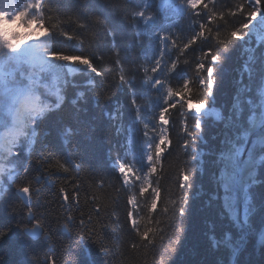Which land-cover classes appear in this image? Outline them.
<instances>
[{"label":"trees","instance_id":"trees-1","mask_svg":"<svg viewBox=\"0 0 264 264\" xmlns=\"http://www.w3.org/2000/svg\"><path fill=\"white\" fill-rule=\"evenodd\" d=\"M76 2L77 0H53L52 15L58 16L59 19L51 20L50 23L60 24L61 30L74 36L73 40L58 36L59 47L65 54H84L92 59L98 68L100 65L97 58L104 57L103 67L112 70L111 75L105 78V84L108 86L105 91L111 99L102 101L99 105L94 103L92 89L95 88V83L88 87L87 74L74 72L58 82L51 79L46 81L51 92L59 91L64 97L63 103L60 107L53 104L48 108L42 118V126L37 129L36 143L32 146L30 156L27 152L29 141L33 139L30 129L29 135L21 138L25 151L19 158V166L15 157L0 156V167L4 169L0 174V185L7 187L8 183L19 175L20 179L16 183L30 184L33 190H41L38 197L34 195L31 206L37 216L44 220V231L51 237V242L40 252V264H44L46 257L49 264L51 261H55V264H161V261L164 264H232L234 254H230L223 245L214 247L209 239L213 231L216 237H222L226 229L236 236L241 232L246 235L244 243L240 245L242 248L235 264H264V183L253 182L248 190L251 203L249 221L245 226L234 225L224 213L221 200L213 198L221 195L215 180L218 173L215 161L227 131V121H217L215 113L220 111L227 115L238 92L244 94L242 99L246 95L256 98L255 92L260 87L262 77L263 66L260 63L264 47L257 44L254 38L249 42H237L222 62L213 66V99L206 108V111L212 113L208 116H205V112L202 113L204 119L200 139L195 145L190 144L187 150L183 148L187 136L182 131V110L179 104L170 109V123L167 128L171 146L162 155L158 172L152 177L154 181H158V184L154 183L153 186L161 188V200L158 202L157 213H153L150 218L151 222L146 213H142L148 227L166 231L159 232L155 237L150 233L148 240H141L131 229L127 217L131 207L127 201L135 193L123 188L118 171L113 165L117 157H124L136 163L138 167L145 163V153L141 159H137L136 151L145 149L148 138L143 135V123H155L151 115L159 110L160 101L156 97L162 95V92L153 91L151 96L141 99L142 104L147 102L148 108L144 121L138 122L128 86H115L119 74V66L115 64V60L118 55L126 69L135 70L144 64L146 55L151 56V49L156 42L151 39L150 30L145 31L144 35H138L131 22L114 15L109 16L107 23L115 34V45L112 36L105 31L93 33L90 29L78 28L72 12ZM223 2L227 4L234 0ZM141 7L146 8L149 14L159 11L163 23L173 25L171 30L176 34L174 38L186 37L189 34L187 21L179 19L170 9L161 7L157 0H135V3L131 4L133 10H140ZM56 8L60 11H55ZM69 16L72 17L71 24L67 23ZM80 23L86 21L81 20ZM48 25L49 22H46L45 27ZM51 31L52 28H49V32ZM178 42L182 43V40ZM207 48L201 41L193 44L181 56L175 72L166 73L168 86L178 90L183 79H189L190 94L195 93L197 98H202V90L195 80V64ZM169 52L175 54L173 49H169ZM165 59L167 60V56ZM141 74L142 70L137 74L133 88H141ZM112 77H117L115 83ZM100 79L96 77L97 81ZM245 87L248 92H245ZM79 91L85 92L84 98L76 95ZM54 99L53 96L45 101V104H52ZM73 100L77 102L73 104ZM191 123L189 117V125ZM193 148L197 149L196 153L192 151ZM49 155L54 159L60 158L62 163L67 161L66 166L70 171L65 173L53 167V164L48 162ZM193 155L197 156L196 160L192 159ZM176 157L179 159H175ZM27 160L31 163L28 172L24 173L23 162ZM184 161H187L186 165ZM74 164L79 167H73ZM181 165L195 173L188 193V210L182 225L183 233L169 228L170 221L163 214L158 215L164 206H171L170 200L179 195L176 177ZM47 169H51L50 173H46L52 176L51 186L43 182L37 183L41 171ZM255 179L264 181V167L259 168ZM61 187L69 195L70 212L76 218V226H79L81 214L86 221L90 216L88 227L95 226L105 237V244L109 247L107 254L98 244L91 241L75 243V231L69 235L64 230L68 212L60 193ZM74 195L75 200L71 199ZM13 200L20 204L15 188L11 190L9 197L0 203V230L11 227L27 212V209L21 206L15 214H10V204ZM24 218L27 222V217ZM137 219L139 221V217ZM157 220L160 221L159 224L155 223ZM69 228H72L71 224ZM161 236L164 237L163 240L160 239ZM177 239L179 243H176ZM26 240L25 233L17 228H11L7 235L0 236V264H33V255L28 251ZM133 243L137 244L135 249L132 248Z\"/></svg>","mask_w":264,"mask_h":264},{"label":"snow or ice","instance_id":"snow-or-ice-1","mask_svg":"<svg viewBox=\"0 0 264 264\" xmlns=\"http://www.w3.org/2000/svg\"><path fill=\"white\" fill-rule=\"evenodd\" d=\"M132 3H135V0H77L72 12L78 28L90 29L93 33L105 31L112 36L114 45L115 34L107 23L110 15L131 22L138 35H144L145 31L150 30L151 39L156 42L151 49V56L146 55L144 64L135 70L126 69L117 55L115 64L119 66L118 83H115L117 77H112L116 87L128 86L138 122L144 121L148 108L147 102L142 104L141 99L151 96L153 91L162 92V95L156 97L160 101L159 110L151 115L155 123L151 125L143 123L145 130L143 135L148 138L143 157L145 163L138 167L136 163L124 157H117L113 165L118 171L123 188L135 193L127 201L131 206L127 212L131 229L141 240H148L150 233L155 237L159 232L166 231L148 227L142 213H146L151 222L150 218L153 213H157L158 202L161 200V188L153 186L154 183L158 184V181H154L152 177L158 172L162 155L171 146L167 128L170 123V109L176 108L179 104L182 110L180 113L182 131L187 136L183 148L187 150L190 144L195 145L200 139L204 119L202 113L206 112L213 99L215 84L213 66L222 62L237 42H249L253 36L258 42H264V0H234L227 4L223 0H162L161 7L170 9L179 19L187 21L189 34L178 38H174L176 34L171 30L173 25L163 23L159 11L149 14L143 7L140 10H133ZM52 4L53 0H0V127L6 129L3 136H0V156L15 157L18 166L21 153L25 151L21 138L27 137L30 129L33 137L27 149L30 156L32 146L36 143L37 129L42 126V118L48 108L53 104L60 107L64 101L59 91L53 93L48 89L46 81L51 79L58 82L74 72L87 74L88 87L95 83V88L92 89L94 103L99 105L102 101L111 99L105 91L108 87L105 78L111 75L112 70L103 67L104 57L97 58L100 65L98 68L88 56L65 54L59 47L58 36H65L68 40H73L74 36L69 35L68 31L61 30L60 24L50 23L51 20L59 19L58 16L52 15L54 11ZM55 11L59 12L60 9L56 8ZM81 20L86 23H80ZM46 22H49L48 27H45ZM17 23L30 30L23 34L19 31L9 32L7 25ZM67 23H73L71 16L67 18ZM49 28H52L51 32ZM178 40H182V43ZM197 41L208 46L207 51L201 53L195 64V80L202 90L200 93L202 98H197L195 93L190 94L189 79H183L182 86L174 90L168 86L166 77V73L175 72L181 56ZM169 49L175 50V54L170 53ZM141 70L142 74L139 77L141 88H133L135 78ZM96 77L101 79L97 81ZM248 91L245 87V92ZM76 95L84 98L85 92L79 91ZM242 95L244 94L238 92L234 96L233 105L230 106L227 115L220 111L215 113L217 121H227V131L215 161L218 168L215 180L222 195L213 198L221 200L224 213L237 226L246 225L249 221L251 197L248 190L251 184L264 183L255 179L259 168L264 167V95L259 99L251 95H246L242 99ZM53 96L55 99L52 100V104L46 105L45 101L52 99ZM76 102L72 101L73 104ZM192 151L196 153L197 149L193 148ZM175 159L178 160L179 157ZM192 159L196 160L197 156L193 155ZM48 162L65 173L70 171L66 166L67 161L62 163L60 158L54 159L49 155ZM30 163V160L23 162L24 173L28 172ZM184 164L186 165L187 161H184ZM73 167L78 168L79 165L74 164ZM3 171L4 169L0 167V174ZM50 172L51 169L41 171L37 183L43 182L51 186L52 176L46 174ZM194 176L195 173L183 165L179 167L176 177L179 195L169 201L170 207L164 206L158 213L170 221L169 228H175L180 233L184 231L182 225L188 210V193ZM19 179L20 176L17 175L7 187L0 185V203H3L15 188L20 204L13 200L10 204V214H15L21 206L26 208L27 212L23 213L11 227L0 230V236L7 235L11 228L22 230L27 237L28 251L33 255V264H40V252L51 242V237L44 231V220L37 216L31 206L34 195L38 197L41 190L40 188L33 190L30 184L16 183ZM60 193L68 212L64 230L69 235L75 231V243L91 241L98 244L107 254L109 247L105 244V237L95 226L88 227L91 217L89 216L86 221L81 214L77 227L76 218L70 212L69 195L63 187L60 188ZM71 199L75 200L76 196H72ZM155 223L159 224L160 221L157 220ZM69 224L72 228H69ZM160 239L163 240L164 237L161 236ZM209 239L214 247L223 245L230 254H235L240 251V245L244 243L246 235L241 232L236 236L231 230L226 229L222 237H216L213 231ZM176 243H179V239ZM136 247L137 244L133 243L132 248ZM44 264H49L47 257ZM51 264H55V261H51ZM161 264L164 262L161 261Z\"/></svg>","mask_w":264,"mask_h":264},{"label":"rangeland","instance_id":"rangeland-1","mask_svg":"<svg viewBox=\"0 0 264 264\" xmlns=\"http://www.w3.org/2000/svg\"><path fill=\"white\" fill-rule=\"evenodd\" d=\"M7 27H8L9 32H12V31H19V32H21L22 34H23L24 32H26V31H29V30H30V29H27L26 27H22V26H20L18 23H17V24H8ZM39 31H43V29H39ZM253 38H254V40H255V42H256L257 44H260V45H262V46L264 47V42H258V41L256 40L255 36H254ZM140 47H141V46H140ZM140 47H138V48L140 49ZM140 50H141V49H140ZM143 52H144V49H143ZM144 53H145V52H144ZM261 58H262V62H261L260 64H261V66H263V67H262V72H261V73H262V77H261V80H260V87H259V89L256 90V92H255V97H256V99H259V97H260L261 95H264V53H262ZM253 63H254V61H253ZM74 67H78V66H74ZM205 113H206L205 116H208V115H210L212 112H211V111H206ZM5 132H6V130H4V128L1 129V127H0V136H3V134H4ZM221 195H222V193H221ZM239 226H242V225H239ZM243 226H245V225H243Z\"/></svg>","mask_w":264,"mask_h":264},{"label":"water","instance_id":"water-1","mask_svg":"<svg viewBox=\"0 0 264 264\" xmlns=\"http://www.w3.org/2000/svg\"><path fill=\"white\" fill-rule=\"evenodd\" d=\"M236 257H237V255H236ZM236 257H234L233 263H234Z\"/></svg>","mask_w":264,"mask_h":264},{"label":"bare ground","instance_id":"bare-ground-1","mask_svg":"<svg viewBox=\"0 0 264 264\" xmlns=\"http://www.w3.org/2000/svg\"><path fill=\"white\" fill-rule=\"evenodd\" d=\"M240 252V251H239Z\"/></svg>","mask_w":264,"mask_h":264}]
</instances>
